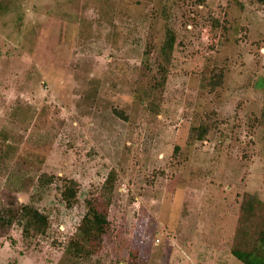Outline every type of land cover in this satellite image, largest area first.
<instances>
[{
    "label": "rangeland",
    "instance_id": "obj_1",
    "mask_svg": "<svg viewBox=\"0 0 264 264\" xmlns=\"http://www.w3.org/2000/svg\"><path fill=\"white\" fill-rule=\"evenodd\" d=\"M247 195L264 204V3L0 0V264H242ZM87 203L107 226L78 257Z\"/></svg>",
    "mask_w": 264,
    "mask_h": 264
},
{
    "label": "trees",
    "instance_id": "obj_2",
    "mask_svg": "<svg viewBox=\"0 0 264 264\" xmlns=\"http://www.w3.org/2000/svg\"><path fill=\"white\" fill-rule=\"evenodd\" d=\"M264 3V0H256ZM174 34L166 31L165 38L160 48L162 66L160 73L155 79L154 85L145 89L144 97L151 100L154 104L156 92L162 91L165 84V73L171 60L172 48L174 44ZM42 175L39 181L44 182ZM50 182V180L46 181ZM77 194L76 183L72 180L68 181L65 189L61 192L62 200L69 206L75 199ZM242 215L239 225L234 236V242L231 254L242 264H264V212L257 215V210L264 211V204L252 196H246L242 203ZM258 217L256 224L252 222ZM17 218L21 227L22 236L30 239L37 236H43L48 229V217L37 208L22 204L17 210ZM107 226V218L97 210L94 204L87 203L86 212L80 222L75 236L69 241V254L78 257H86L90 255L93 246L100 243Z\"/></svg>",
    "mask_w": 264,
    "mask_h": 264
}]
</instances>
